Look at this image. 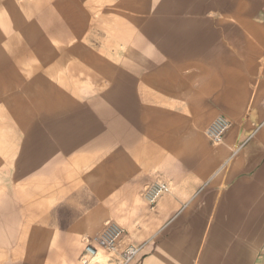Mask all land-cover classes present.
I'll return each mask as SVG.
<instances>
[{
  "label": "crops",
  "instance_id": "0c3cea01",
  "mask_svg": "<svg viewBox=\"0 0 264 264\" xmlns=\"http://www.w3.org/2000/svg\"><path fill=\"white\" fill-rule=\"evenodd\" d=\"M244 10L253 14L241 17L239 40L161 43L167 50L151 59L134 102L113 110L122 114L114 116L112 141L66 157L70 178L62 193L52 187V208L42 219L34 213L30 231L6 223L0 264H78L82 238L107 220L122 227L120 246L142 245L130 264H264V40L249 30L264 26V0ZM176 16L196 21L195 32L233 13ZM219 115L229 128L214 144L204 131ZM155 179L169 190L150 210L142 191Z\"/></svg>",
  "mask_w": 264,
  "mask_h": 264
},
{
  "label": "rangeland",
  "instance_id": "374dc122",
  "mask_svg": "<svg viewBox=\"0 0 264 264\" xmlns=\"http://www.w3.org/2000/svg\"><path fill=\"white\" fill-rule=\"evenodd\" d=\"M248 2L0 0V235L7 222L12 231H30L34 213L42 219L52 208V187L62 193L70 178L66 157L112 141L120 113L113 110L134 102L151 59L167 50L161 43L193 36L239 40L241 17L253 14L244 10ZM207 10L217 19L231 11L226 29L217 20L194 32L196 21H177L178 12ZM251 29L262 43L264 26Z\"/></svg>",
  "mask_w": 264,
  "mask_h": 264
},
{
  "label": "built area",
  "instance_id": "2783aa9c",
  "mask_svg": "<svg viewBox=\"0 0 264 264\" xmlns=\"http://www.w3.org/2000/svg\"><path fill=\"white\" fill-rule=\"evenodd\" d=\"M264 108V100H263ZM229 128L223 116L213 118L205 128L206 137L214 144L220 143ZM169 184L155 179L142 191V198L148 208L153 210L159 198L168 192ZM122 227L112 220L104 222L97 233L82 238L83 250L78 264H130L140 253L142 245L126 244L120 246Z\"/></svg>",
  "mask_w": 264,
  "mask_h": 264
},
{
  "label": "bare ground",
  "instance_id": "6f19581e",
  "mask_svg": "<svg viewBox=\"0 0 264 264\" xmlns=\"http://www.w3.org/2000/svg\"><path fill=\"white\" fill-rule=\"evenodd\" d=\"M234 20L237 21L236 19H234ZM238 21H240V20L238 19ZM259 35H260V33H259ZM263 36H264V35L262 34V35H261V38H263ZM84 41H85V40H84Z\"/></svg>",
  "mask_w": 264,
  "mask_h": 264
}]
</instances>
